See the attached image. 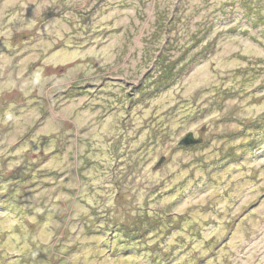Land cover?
Segmentation results:
<instances>
[{"label":"rangeland","instance_id":"374dc122","mask_svg":"<svg viewBox=\"0 0 264 264\" xmlns=\"http://www.w3.org/2000/svg\"><path fill=\"white\" fill-rule=\"evenodd\" d=\"M0 264H264V0H0Z\"/></svg>","mask_w":264,"mask_h":264},{"label":"water","instance_id":"95a60500","mask_svg":"<svg viewBox=\"0 0 264 264\" xmlns=\"http://www.w3.org/2000/svg\"><path fill=\"white\" fill-rule=\"evenodd\" d=\"M202 143V140H197L193 137L191 133H188L184 138L180 140L178 143L179 146L184 147V148H191L193 146L200 145ZM164 158H161L158 163L156 164L155 167L160 166L163 163Z\"/></svg>","mask_w":264,"mask_h":264},{"label":"trees","instance_id":"16d2710c","mask_svg":"<svg viewBox=\"0 0 264 264\" xmlns=\"http://www.w3.org/2000/svg\"><path fill=\"white\" fill-rule=\"evenodd\" d=\"M159 61V59H158ZM157 62V61H156ZM173 66H168L165 69H160V74L157 79L163 80L162 87H165L166 84H169L171 80L175 77V73L173 71ZM165 81V82H164Z\"/></svg>","mask_w":264,"mask_h":264}]
</instances>
